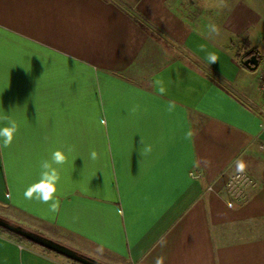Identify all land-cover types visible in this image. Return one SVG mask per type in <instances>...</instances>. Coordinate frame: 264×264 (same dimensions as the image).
I'll return each mask as SVG.
<instances>
[{
    "label": "crops",
    "instance_id": "obj_1",
    "mask_svg": "<svg viewBox=\"0 0 264 264\" xmlns=\"http://www.w3.org/2000/svg\"><path fill=\"white\" fill-rule=\"evenodd\" d=\"M212 1L0 0V114L17 125L0 216L104 264H264L261 69L240 62L256 47L233 51L262 15ZM57 150L52 212L24 193ZM236 170L257 186L230 207ZM0 264L76 263L0 233Z\"/></svg>",
    "mask_w": 264,
    "mask_h": 264
},
{
    "label": "clouds",
    "instance_id": "obj_2",
    "mask_svg": "<svg viewBox=\"0 0 264 264\" xmlns=\"http://www.w3.org/2000/svg\"><path fill=\"white\" fill-rule=\"evenodd\" d=\"M219 35V30L215 25L210 24L207 30V37L214 38ZM210 63L216 62V56L210 55ZM174 107L173 104H169V110ZM0 122L6 124L5 127L0 128V147L7 148L11 145L14 133L17 129L15 121L10 119L8 114H0ZM191 136V133L188 134ZM66 151H71V148L65 146ZM142 156H148L152 152V146L150 144H145L142 140V147L140 149ZM92 159L97 158V154L93 151L91 154ZM65 162L64 156L61 154L60 150L51 153L50 159H44L40 162V178L38 184L35 186H30L24 193L25 197L32 199L33 197L43 203H50V210L52 212H57L59 210V201L54 199L55 189L52 185L59 182V177L57 176V170L54 165H63Z\"/></svg>",
    "mask_w": 264,
    "mask_h": 264
},
{
    "label": "water",
    "instance_id": "obj_3",
    "mask_svg": "<svg viewBox=\"0 0 264 264\" xmlns=\"http://www.w3.org/2000/svg\"><path fill=\"white\" fill-rule=\"evenodd\" d=\"M240 62L247 68L254 70L257 68L259 64V59L257 57V54L253 53L248 57H243L240 59ZM0 227L9 230L15 234H18L25 239L36 243L46 249H49L57 254H60L62 256H65L69 259H72L78 263L81 264H104L102 262H99L91 257L82 255L80 253H77L75 250L71 249L70 247L59 243L57 241H54L53 239H50L48 237H45L43 235H40L38 233H35L33 231L27 230L21 225L15 224L13 222H9L5 220L4 218L0 217Z\"/></svg>",
    "mask_w": 264,
    "mask_h": 264
},
{
    "label": "built area",
    "instance_id": "obj_4",
    "mask_svg": "<svg viewBox=\"0 0 264 264\" xmlns=\"http://www.w3.org/2000/svg\"><path fill=\"white\" fill-rule=\"evenodd\" d=\"M258 89L261 92L264 99V65L261 68L258 76ZM256 106L258 112L264 115V101L258 105L253 103ZM259 148L264 156V143L259 145ZM192 176H197L196 173L192 172ZM257 186L256 179L245 170H236L231 172L224 184V194L225 201L228 206L234 207L237 203L243 201L248 195L249 191ZM211 186L207 187V190H211Z\"/></svg>",
    "mask_w": 264,
    "mask_h": 264
},
{
    "label": "rangeland",
    "instance_id": "obj_5",
    "mask_svg": "<svg viewBox=\"0 0 264 264\" xmlns=\"http://www.w3.org/2000/svg\"><path fill=\"white\" fill-rule=\"evenodd\" d=\"M226 1H230V0H225L223 2L224 3L223 5L225 6L227 4L225 3ZM231 1H234V0H231ZM246 1H249V2L252 1L253 6H255L256 9L259 11V13L262 15L261 21L263 24L255 25L253 28L249 29V31L245 33L244 35L236 37L235 43H234L235 48L233 49V51L235 52L238 50H242L243 48H246L244 46H246L247 44L249 48L256 47L260 53L264 54V0H246ZM204 2L208 6L213 4L212 0H204ZM263 64H264L263 59L262 60L260 59V62L257 68L252 70L253 71L252 74L256 75V73H258L259 70L263 67ZM65 258L69 259L67 257ZM69 260L72 261L73 263L81 264L72 259H69Z\"/></svg>",
    "mask_w": 264,
    "mask_h": 264
},
{
    "label": "trees",
    "instance_id": "obj_6",
    "mask_svg": "<svg viewBox=\"0 0 264 264\" xmlns=\"http://www.w3.org/2000/svg\"><path fill=\"white\" fill-rule=\"evenodd\" d=\"M253 53L258 54V51H257L256 48H253V49L248 50V51L245 53L244 58L250 56V55L253 54ZM257 57H258V55H257ZM258 58H259V57H258ZM0 217H2V216H0ZM2 218H4V217H2ZM4 219L7 220V221H9V222H11V221L8 220L7 218H4ZM0 233L5 234V235H7L9 238H12V239H15V240L29 241V240L25 239L24 237H22V236H20V235H18V234H15V233H13V232H11V231H9V230H6V229H4V228H2V227H0ZM29 242H31V241H29ZM31 243H33V242H31ZM34 244H36V243H34ZM45 249H46V248H45ZM46 250L51 251V250H49V249H46Z\"/></svg>",
    "mask_w": 264,
    "mask_h": 264
}]
</instances>
